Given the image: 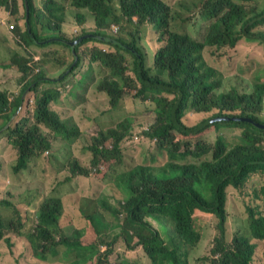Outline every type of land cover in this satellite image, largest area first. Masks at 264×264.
I'll use <instances>...</instances> for the list:
<instances>
[{
  "label": "trees",
  "instance_id": "trees-1",
  "mask_svg": "<svg viewBox=\"0 0 264 264\" xmlns=\"http://www.w3.org/2000/svg\"><path fill=\"white\" fill-rule=\"evenodd\" d=\"M33 1L0 0V8L5 16H17L19 20V23L9 25L12 29L8 26L9 35L20 37L28 46L46 47L61 43L69 46L72 54H78L81 47L85 44L88 46L91 40L99 41L88 38L89 34H95L99 29L88 30L82 12H77L73 17L83 27V34L75 39L61 35L63 18L70 17L68 7L64 5L67 0H45L38 10L34 9ZM71 1L79 11L88 7L91 15L94 13L97 19L107 23L108 28L112 24L120 26L123 36H117L119 40L115 44L120 50L134 56V78L128 74L124 53L104 51L93 44L85 59L88 64L97 63L104 68L102 74L105 77L95 85L109 97L113 108L122 101L127 88H134L138 98L156 104V120L143 133L150 138L158 152L167 153L170 160L159 168L153 180L136 175L127 183L123 177L117 176V189L127 192L126 199L120 205V209H127L125 215L105 201L106 204L99 211L82 208L80 220H84V224L77 223L65 229L60 224L64 209L61 199L64 192H61L51 196L41 207L40 224L27 229L26 223L31 216L24 208L14 205L24 191L25 171L32 161L41 159L48 150L55 154L58 141L72 145L69 141L78 136L82 125L63 120L62 112L55 109L61 95L52 86L61 82L65 74L58 79L47 78L40 71L36 74V68L28 65L30 61L15 56L11 62L1 66L6 70L17 68L23 74L20 80L23 88L19 97L12 99L7 92H0V131L9 127L7 135H20V139L13 144L17 150L16 165L12 170L14 185L0 199V245L11 248L13 244L23 242L27 250L30 248L32 257L43 264H135L127 258L111 263L108 253L101 252V246H109L105 242L115 251L117 240H122L129 251L143 250L148 264H184L178 255L179 244L196 246L200 241L201 235L195 229L194 217L195 213H200L214 215L218 220L215 248L206 258L210 264H251L257 243H262L260 256L264 264V127L258 126L264 125V120L260 118L264 107V84L254 85L247 96L248 103L234 87L216 94L214 89L221 86L223 75L214 70L218 82L212 84L211 73L196 74L203 44L176 29L175 22L180 14L172 8V0ZM190 5L195 10L200 8L197 14L203 21H210L204 43L216 45L224 33L238 25L241 30L247 26L246 33L231 40L227 45L230 49H234L241 39L256 41L264 46L263 40L256 38H264V33L254 29L264 22V18L258 19L260 15L255 13V7L243 9L233 0H192L182 4L188 10H191ZM21 8L25 10V15L20 16ZM145 29H151L159 37V42L168 35L164 47L155 54L151 67L140 46ZM79 38L82 41H78ZM74 41L77 44L71 46ZM139 61L140 71L137 70ZM83 64L75 61L74 67H68V71L74 73ZM116 76H120L123 82ZM147 81L163 84L166 89L149 86ZM42 85L49 87L43 88ZM163 91L168 94H163ZM27 93L35 95L38 117L44 121L42 125H35L30 118L17 120L12 125ZM177 100L181 101L177 120L187 130L174 124L172 110ZM243 102L245 104L241 105ZM189 112L204 114L205 119L193 125L186 124L183 119ZM213 118H229L222 122L240 130L239 141L230 146L219 135L213 145H207L210 142L201 137L204 131L213 123L221 122H209ZM206 121L208 123L197 131L188 130L196 129ZM120 124L125 127L115 135L112 147L105 145L97 150L90 149L93 154L92 166L97 167L101 160H114L110 170L117 171L121 143L132 131L131 120L120 121ZM47 130L51 133L48 134ZM70 164L71 177L90 175L78 160ZM158 174L162 179L161 188L153 194L151 184L157 180ZM251 175H259L263 182L258 193L248 195L244 208L246 224L233 232V241L229 243L224 191L230 186L242 189ZM120 216H124V219L121 220ZM110 217L112 221H109Z\"/></svg>",
  "mask_w": 264,
  "mask_h": 264
},
{
  "label": "rangeland",
  "instance_id": "rangeland-1",
  "mask_svg": "<svg viewBox=\"0 0 264 264\" xmlns=\"http://www.w3.org/2000/svg\"><path fill=\"white\" fill-rule=\"evenodd\" d=\"M44 1L34 0V9L42 8ZM190 1L192 0H172V8L180 14V17H177L175 22L177 25L176 29L189 34L194 40L203 44L201 63L196 74L211 73L210 83L215 84L218 82V77L215 74V71H217L223 75V79L221 86L214 89V92L218 94L234 87L244 96L248 103L249 97L247 96L251 94L254 85L264 84V46L256 41L241 39L234 49H230L227 46L228 43L241 36V34L246 33L247 26L241 30L238 25L224 33L216 45L204 43L210 21H203L192 5H190L191 10L182 6L183 3ZM233 2L243 9L255 7V13L260 15L258 19L264 18V10H262L264 0H233ZM64 5L68 7L70 17L65 16L63 18L61 35L74 39L83 34V27L73 17L77 12H82L85 17V26H88L87 29L91 30V32L94 31V28H97L108 36H123L120 34V26H115V29H107V23L93 17L88 7L79 11L73 7L71 0H67ZM22 15H25L23 8L20 9V16ZM135 20H137V17H135ZM15 22L19 23L17 16H5L0 8V92H7L10 99H12L11 97H19L21 94L23 85L20 84V80L23 79V74L17 68L15 70L1 68L2 65L11 62L15 56L16 58H25L30 61L28 65L36 68L35 73L38 74L40 71L47 78L58 79L65 74L61 82L55 83L57 85L60 83L63 88L62 94H60L61 98L56 103L55 109L58 108L62 112L63 120H71L76 125L78 123L82 125L78 136L69 141L72 145L58 141L55 154H53L52 150H48L45 155H42L41 159L38 161L36 159L29 164L28 173L27 170L25 171L28 176L27 179H24V191L17 197L14 205L24 208L31 216V220L26 223L27 229H33L36 225L35 212L40 203L39 200L49 196L54 191H64L68 188L75 190L72 195L67 192V197L64 198V211L60 224L65 229L73 226L70 221L78 220L82 208L87 207L89 210L99 211L106 202L120 208L123 199L127 197V192L123 190L120 192L117 189L115 185L117 176L123 177L127 183H130L136 175L144 179L153 180L159 168L170 160L169 155L164 152H158L150 138L145 137L146 135L143 133L145 127H150L156 120V104L152 101L138 98L134 88H127L122 101L117 107L113 108L109 97L95 85V82L101 81L105 77L102 74L104 68L97 63L88 64L85 59V54L89 53L92 45L86 46L85 44V47H81L78 54H72V49L61 43L46 47L28 46L21 41L20 37L8 34V26L15 24ZM22 28H24L23 23ZM254 29L257 32L264 33V22L257 25ZM167 37L168 35L166 34L164 40L159 42V37L151 29H145L143 35H141L140 46L142 52L147 56L150 67L154 65L155 54L164 47ZM256 38H261L264 42V38L260 36ZM16 40L21 42L22 45ZM78 41L82 40L79 38ZM90 42L106 51L126 54L129 68L128 74L134 78L132 70L135 67V58L132 54L120 50L116 46L117 44H107L95 40ZM75 43L77 41L73 42V44ZM58 46L64 50H59ZM75 61H81L84 64L79 66L74 73L68 71V67H74ZM115 78L123 82L120 76ZM165 79L168 80V77H165ZM42 87L46 88L49 85H42ZM162 93L168 94L165 91ZM34 96L33 93L25 94L22 109L17 119L12 121V125H15L17 120L25 117L30 118L35 125L44 123L38 117L36 98ZM243 104L245 102L241 105ZM191 113L193 114L192 116H190ZM260 118L264 120V107L260 113ZM203 119H205L204 114L194 115V112H189L183 121L186 124L193 125ZM126 120H131L132 131L131 135L124 138L121 143V158L117 165V171H110L106 177H102L108 168L113 166L114 160L108 163L101 160L99 165L94 167L91 164L93 154L90 149L97 150L105 145L110 147L120 128L125 127L124 124L118 125V123ZM8 128L6 127L2 132L0 131V155L1 153L6 155V161L4 163L0 161V199L14 185L12 170H14L16 165L15 155H17V150L13 147V144L20 139V135L17 133H9L7 135ZM47 131L48 134L51 133L49 130ZM3 133L5 134L3 135ZM219 135H222L228 144L232 146L239 141L241 132L232 124L221 121L213 123L209 129L204 131L201 137L206 138L205 141L210 142L207 145H213ZM47 155L49 158H46ZM71 155H73L72 159L67 160ZM74 160H78L80 165L90 172L88 177H70V163ZM61 170L63 171L62 174H54V171L59 172ZM72 179L78 180L72 181ZM160 181L162 179L160 174H158L157 180H154L151 184V192L153 194L160 190ZM262 182L263 179L259 175H251L242 186V189L241 187L234 188L231 186L227 188L226 208L228 213L227 227L229 229L227 241L229 243L233 241V232L246 224L247 217L244 208L248 195L251 192L258 193ZM29 200L32 201L31 206L26 205ZM123 210L127 211L126 208H123ZM194 217L195 229L201 235L200 241L196 246L180 243L178 255L184 260V264H210L206 258L210 257L211 250L215 248L218 220L214 215L200 213H195ZM120 219L123 220L124 216H120ZM109 221H112V217L109 218ZM84 222V220H80L78 224L83 225ZM9 224L10 222L5 225L8 226ZM154 225L157 226L155 223ZM166 240L168 241V238ZM105 244L109 246H101L100 249L101 252L108 253L107 257H110L111 263L127 258L135 264H148L143 250L129 251L122 240H117V244L114 247L115 251H113V247L108 242H105ZM256 245V252L253 255L251 264H262L260 253H262L263 246L262 243H257ZM7 249H10L9 253ZM13 250L17 259L13 257L11 248L0 245V264H43L32 257L30 248L25 250L26 252L21 256L22 250L19 246H14Z\"/></svg>",
  "mask_w": 264,
  "mask_h": 264
},
{
  "label": "clouds",
  "instance_id": "clouds-1",
  "mask_svg": "<svg viewBox=\"0 0 264 264\" xmlns=\"http://www.w3.org/2000/svg\"><path fill=\"white\" fill-rule=\"evenodd\" d=\"M200 8H198V9H196V12L199 10ZM93 17H95V15H94V13H93ZM96 18V17H95ZM115 26H117V25H114V24H112L111 25V28L112 29H115ZM107 29H109L108 27H107ZM104 36V38H110V37H113V36H108L107 34H105V33H103V32H101L100 30L97 32V33H95V34H93L95 37L96 36ZM101 36V37H102ZM67 37V36H66ZM68 38V37H67ZM113 38H115L116 40H119L118 38H116V37H113ZM75 39V38H74ZM92 39H96V40H99V41H102V42H104L103 41V39L101 40L100 38H92ZM106 43V42H105ZM75 44H77V43H75ZM75 44H73V43H71V46H74ZM88 45L90 44V45H93V43H87ZM53 45H56V44H53ZM53 45H51V46H53ZM103 49V48H102ZM104 50V49H103ZM49 51H50V49H49ZM104 51H106V50H104ZM52 88L53 89H55L56 91H58L59 92V94H62V90H63V88H62V85L59 83V85H57V84H55L54 86H52ZM193 114L191 113V115L190 116H192ZM26 118V117H25ZM217 121H222V120H218L217 119ZM145 129L146 130H149V127H145ZM109 147V146H108ZM110 147H112V145L110 146ZM77 156V155H76ZM0 161L1 162H5L6 161V155H4L3 153H1V155H0ZM78 157V156H77ZM15 160H17V155H15ZM108 162H110V161H108ZM107 161H106V163H108ZM28 164V163H27ZM0 169H1V167H0ZM111 170H110V168H108V170L105 172V174L102 176V177H106L107 176V174L110 172ZM27 173H28V169H27ZM63 173V171L61 170V171H59V172H57V171H54V174L56 175V174H62ZM27 176L28 175H26L25 174V178L27 179ZM70 177H71V175H70ZM76 180H78V179H72V181H76ZM61 192H64V194L62 195V197H61V199H62V202L64 203V198L65 197H67V192H69L70 193V195H72L74 192H75V190H73V189H71V188H68V189H66V190H64V191H54V192H52V193H50L49 194V196H46L45 198H42V199H40L39 201H40V203L38 204V207H37V209H36V224H40V220H39V212H40V209H41V207L45 204V202L46 201H48L49 200V198L51 197V196H53V195H58L59 193H61ZM225 192V205H224V208H226V206H227V190H225L224 191ZM32 205V201L31 200H29V202H28V206H31ZM64 206V205H63ZM112 206V205H111ZM114 207V206H113ZM116 208V207H115ZM117 209H119V213L121 214V215H125V214H127V211H125V210H123V209H120V208H117ZM63 211H64V209H63ZM80 219H81V215H80V217L78 218V220H72V221H70L71 222V224L74 226V225H76L79 221H80ZM62 220V219H61ZM14 246H19L20 248H21V250H22V252H21V254H20V256L24 253V252H26L25 250H27L26 249V246H25V244L22 242V243H16V244H13L12 245V247H11V252L13 253V257L14 258H16L15 257V253H14V250H13V248H14ZM78 256V255H77ZM17 259V258H16ZM19 260V259H18ZM21 262V261H20Z\"/></svg>",
  "mask_w": 264,
  "mask_h": 264
},
{
  "label": "water",
  "instance_id": "water-1",
  "mask_svg": "<svg viewBox=\"0 0 264 264\" xmlns=\"http://www.w3.org/2000/svg\"><path fill=\"white\" fill-rule=\"evenodd\" d=\"M27 16H28V9H27ZM97 38H100V39H103L104 42H109V43H117L116 39L113 38V37H110V38H104V37H101V36H96ZM93 34H89L88 38H96ZM140 61H139V67H138V70L140 71ZM147 85L149 86H152V87H157V88H162V89H166L163 84H158V83H152V82H149L147 81L146 82ZM168 90V89H167ZM180 104H181V101L180 100H177L173 110H172V118H173V121H174V124L183 129V130H187L186 127H183L179 121L177 120V113H178V110L180 108ZM218 120H229V118H222V119H218ZM244 120H247V119H244ZM214 121H217V118H213L211 120H209V122H214ZM208 123V121H206L205 123L201 124L199 127H197L196 129H188L189 131H197L198 129H200L201 127L205 126L206 124ZM258 126H261V127H264V125H258Z\"/></svg>",
  "mask_w": 264,
  "mask_h": 264
},
{
  "label": "crops",
  "instance_id": "crops-1",
  "mask_svg": "<svg viewBox=\"0 0 264 264\" xmlns=\"http://www.w3.org/2000/svg\"><path fill=\"white\" fill-rule=\"evenodd\" d=\"M58 48H59V50H61V51H63L64 49L63 48H61L60 46H58Z\"/></svg>",
  "mask_w": 264,
  "mask_h": 264
},
{
  "label": "built area",
  "instance_id": "built-area-1",
  "mask_svg": "<svg viewBox=\"0 0 264 264\" xmlns=\"http://www.w3.org/2000/svg\"><path fill=\"white\" fill-rule=\"evenodd\" d=\"M10 28L12 29L13 27L11 26Z\"/></svg>",
  "mask_w": 264,
  "mask_h": 264
}]
</instances>
